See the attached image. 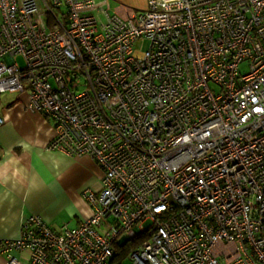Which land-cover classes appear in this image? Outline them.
<instances>
[{
    "label": "built area",
    "instance_id": "2783aa9c",
    "mask_svg": "<svg viewBox=\"0 0 264 264\" xmlns=\"http://www.w3.org/2000/svg\"><path fill=\"white\" fill-rule=\"evenodd\" d=\"M0 14V95L27 93L49 147L104 170L87 219L29 215L0 238L4 264H264V0H147L129 17L111 0H0Z\"/></svg>",
    "mask_w": 264,
    "mask_h": 264
},
{
    "label": "crops",
    "instance_id": "0c3cea01",
    "mask_svg": "<svg viewBox=\"0 0 264 264\" xmlns=\"http://www.w3.org/2000/svg\"><path fill=\"white\" fill-rule=\"evenodd\" d=\"M146 5L147 0H111V11L129 17ZM27 103L25 92L0 95L5 118L0 124V238L18 237L31 214L54 229L75 227L92 213L83 191L90 188L98 194L103 187L102 166L88 154L50 148L56 135L53 122ZM15 255L27 263V252Z\"/></svg>",
    "mask_w": 264,
    "mask_h": 264
},
{
    "label": "rangeland",
    "instance_id": "374dc122",
    "mask_svg": "<svg viewBox=\"0 0 264 264\" xmlns=\"http://www.w3.org/2000/svg\"><path fill=\"white\" fill-rule=\"evenodd\" d=\"M112 9H113V7H111V10ZM147 44H148V41L146 39H141V40H139L136 43L135 47L137 49H139L140 51H143V50H145L147 48ZM18 61H19L20 65L24 64V62H23L21 57H18ZM130 262H131V260L126 257V258L123 259L121 264H130Z\"/></svg>",
    "mask_w": 264,
    "mask_h": 264
}]
</instances>
